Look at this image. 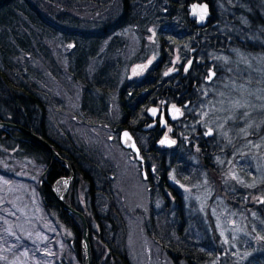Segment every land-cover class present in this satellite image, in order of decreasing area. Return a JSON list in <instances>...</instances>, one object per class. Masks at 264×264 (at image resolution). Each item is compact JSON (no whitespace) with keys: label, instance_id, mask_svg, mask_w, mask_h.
Listing matches in <instances>:
<instances>
[{"label":"rangeland","instance_id":"rangeland-1","mask_svg":"<svg viewBox=\"0 0 264 264\" xmlns=\"http://www.w3.org/2000/svg\"><path fill=\"white\" fill-rule=\"evenodd\" d=\"M214 5L224 20L218 32L221 34V28L234 32L241 42L231 41L222 48L234 54L217 50L207 54L214 60L217 76L212 83L200 85L197 100L176 123L177 133L187 143L150 148L140 140L150 165L148 179L141 177L137 160L119 142L122 126H113L120 116L115 90L103 92L107 116L99 122L81 112L77 82L66 80L59 85L62 94L58 93L68 101L55 111L56 117L51 112L56 140L69 149L73 148L71 144L88 148L99 143L105 157H112L110 163L102 161V167L109 165L115 171L113 188L125 211L126 246L132 264H188L186 257L169 253L157 240L161 238L206 252L204 257L195 255L196 264L263 263L264 218L250 190L264 179V55L249 51L243 42L264 43V36L241 27L247 20L236 11L240 6L247 8V0H215ZM227 17L240 23L228 22ZM114 35L125 43L124 56L120 68L116 63L113 70L107 67L102 79L119 70L112 80L120 84L122 74L130 77L138 71L133 69V62L146 59H139L140 55L147 51L157 58L159 49L154 34L143 40L133 26ZM200 37L204 40L202 34ZM90 67L94 73L97 64L92 61ZM198 127L201 132L195 134ZM206 127L213 129L210 136L205 135ZM203 137L207 143L199 144ZM13 158L10 155L6 157L10 163H3L17 168L19 178L0 172V264H83L84 251L77 255L70 246L73 231L53 218V212L47 216L42 210L35 187L42 166ZM162 171L165 178L160 185ZM63 184V180L57 181V189L61 190ZM177 200L182 217L176 215Z\"/></svg>","mask_w":264,"mask_h":264},{"label":"trees","instance_id":"trees-1","mask_svg":"<svg viewBox=\"0 0 264 264\" xmlns=\"http://www.w3.org/2000/svg\"><path fill=\"white\" fill-rule=\"evenodd\" d=\"M189 1L192 0H0V119L20 123L46 138L72 166L74 174L64 199L86 217L91 264H132L126 246L125 211L119 205V196L113 188L115 171L109 165L102 167V161H112L111 156L105 157L104 147L99 143L88 148L71 144L73 148L69 149L56 140L51 126V121H54L51 112L56 117L55 111L62 109L68 101L60 96L62 88L59 85L66 80L77 82L81 112L91 114L99 122L107 116L103 92L115 90L120 112L116 122H113L115 129L136 117L143 118L146 106L155 102L156 96L164 95V84L172 80L162 76L159 62L164 65L174 49H188L191 44H199L198 49L219 47L214 44L216 41L212 37L215 33L212 32L217 33L224 20L219 21L218 27H213L215 31L210 24L203 27L195 25L187 19L185 5ZM207 1L214 16L219 15L215 10V0ZM250 1L247 8L240 6L236 12L251 20L246 28L264 36V0ZM128 26L135 27L143 40L154 34L156 47L165 52L164 58L153 64V68H158L153 72L162 77V82L160 78H140L117 84V79L112 80V77L119 70L102 79L107 67L115 69L112 65L118 64L117 54L125 45L119 35L114 34ZM198 30L204 40L196 36ZM220 37L222 44H219L222 47L228 45L231 37L226 33H221ZM69 43L71 47H68ZM92 61L97 64L94 73L90 71ZM176 87L172 86L174 91ZM94 91L99 95H95ZM171 93L174 92H169L168 96ZM72 98L73 94H70L69 99ZM10 155L19 163L29 160L40 164L42 170L46 168L44 181H40L38 176L35 183L42 210L47 216L53 212V218L73 231L70 246L79 255L82 252L80 218L67 212L45 183L63 180L69 174L67 166L57 158L48 166L49 152L33 137L15 127L0 126V172L19 178L17 168L4 166V163H10L6 160ZM161 177L160 185L164 182V171ZM162 188L159 190L161 193ZM251 188L250 197H255L264 218V179ZM177 207L176 215L182 217L179 200ZM157 240L169 253L173 252L178 258L186 257L188 264H196V254L206 255V252L186 249L178 241ZM262 261L264 264V259Z\"/></svg>","mask_w":264,"mask_h":264},{"label":"flooded vegetation","instance_id":"flooded-vegetation-1","mask_svg":"<svg viewBox=\"0 0 264 264\" xmlns=\"http://www.w3.org/2000/svg\"><path fill=\"white\" fill-rule=\"evenodd\" d=\"M250 1V0H247ZM251 2V1H250ZM252 17V18H251ZM250 19L253 21V16H251ZM260 17V16H259ZM229 19V22H236L233 24L240 23V21H236L235 19H230V17H227ZM262 18V17H261ZM187 19L189 21H192L195 25L199 27V24L195 21L194 16H188ZM220 14L214 16L213 13L208 17V21L206 22V25H211L213 27H218L219 21H221ZM247 23L251 22L246 17ZM247 23L241 24V27H244L245 30L247 27ZM215 28L214 31H215ZM219 28H217L218 30ZM216 30V31H217ZM250 30V29H249ZM221 33H226L231 38L228 39V43L232 41V39H235V42L239 40L241 42L240 37L236 33H229L228 31L224 30L221 31ZM201 31H197L196 36L199 38L201 35ZM220 33L217 32V34H214L215 39V45H218V49H198V45H192L190 46V49H174L172 54L167 57V61L164 65H161L162 62H159V67L162 68V76L166 78H171L169 84H164L165 86V94L162 96H156L155 102H150L146 108H145V115L143 118H134L132 120H129L128 122H124V126L120 129H128L130 134L133 136L134 141L139 147V153L143 157V161L137 160L135 158L134 153L129 149L125 148L133 155V157L137 160L139 164V170L141 177L144 179H148V176H151V170L149 162L147 161L144 153H143V145L146 144L150 148L152 147H163V148H169L173 147L177 143L182 142L187 143V140L177 133L176 129V123L180 119H184L186 116L185 109L190 106L195 100H197L199 91H200V85L202 84H210L214 81L215 77L217 76L218 70L214 63V60L212 57L207 55L210 50L214 51H224V52H230L231 54H234L230 49H222L225 47H222L220 44H222V40L220 37ZM225 42V41H224ZM204 43V41H202ZM220 43V44H219ZM245 46H248L251 52H261L264 55V45H262L259 42H253V41H244L243 42ZM216 48V46H215ZM147 55V56H144ZM163 55V56H162ZM165 52L162 53L158 51L157 58H153L151 55L148 54L147 51H145L142 55H140L138 58L144 60L140 61H134L133 62V69L138 70L135 73H133V76L130 77H124L125 75L122 74V80L120 81L121 84H125V81L127 79L135 80L140 78H145L149 80H156L160 78V81L162 82V77H159V74H154L153 70L158 69L157 67L153 68V64L155 61L159 60L161 61L164 58ZM124 56V49H120L119 53L117 54L118 57V68H120L122 57ZM144 56V57H141ZM150 60H154L153 62H150ZM155 82V81H153ZM177 86L175 91L173 90L172 86ZM163 87V85H162ZM164 92V88H162V93ZM169 92L171 93V96H168ZM151 105H154L158 108L157 113L155 116L150 115L147 112V108ZM172 105H178L180 107L181 116L178 119H171L168 116L167 108ZM152 124L151 126L147 127L148 125ZM212 129L211 127H206L205 135L210 136L212 134V131L210 134H208V130ZM120 131H119V142H120ZM201 132V128L198 127L196 129L195 134H198ZM168 136L169 140H173L174 143L164 145L162 142L158 143V141L163 137ZM183 139V141H182ZM140 140L144 141V144L141 143ZM203 140V141H202ZM201 141H199V144L207 143V140L205 137H203Z\"/></svg>","mask_w":264,"mask_h":264},{"label":"water","instance_id":"water-1","mask_svg":"<svg viewBox=\"0 0 264 264\" xmlns=\"http://www.w3.org/2000/svg\"><path fill=\"white\" fill-rule=\"evenodd\" d=\"M185 8L188 12V16H194L195 21L199 25H205L208 21V17L211 15V6L210 3L207 0H192L189 1ZM203 16V18H201ZM158 108L154 105H151L147 108V112L155 116L157 113ZM168 116L171 119H178L181 116L180 107L178 105H172L167 108ZM152 124L148 125L147 127L151 126ZM0 126H10L15 127L17 130L26 133L27 135H30L33 137L38 143H40L48 152L50 155V163L53 161L54 158L59 159L63 164L67 166L69 169V174L65 176L64 178V190L58 191L56 187L57 181L54 182H47L45 183L49 186L52 196L58 201V203L69 213L76 214L82 223V233H81V241L80 245L82 250L84 251V263L83 264H91V253H90V240H89V226L86 220V217L82 211L71 205L69 202H67L64 199V191L65 188L68 185V182L73 178V168L70 165V163L53 147L50 141H48L46 138L42 137L32 129L14 122V121H8V120H2L0 119ZM212 129L208 130V134H210ZM168 136H163L158 143L162 142L164 145L172 144L174 143L173 140H169ZM120 144L125 147L129 148L135 155V158L137 160L143 161V157L139 153V147L134 141L133 136L130 134L128 129H122L120 131ZM46 171V168L41 172L40 181H44V173Z\"/></svg>","mask_w":264,"mask_h":264},{"label":"snow or ice","instance_id":"snow-or-ice-1","mask_svg":"<svg viewBox=\"0 0 264 264\" xmlns=\"http://www.w3.org/2000/svg\"><path fill=\"white\" fill-rule=\"evenodd\" d=\"M201 18H203V16Z\"/></svg>","mask_w":264,"mask_h":264},{"label":"bare ground","instance_id":"bare-ground-1","mask_svg":"<svg viewBox=\"0 0 264 264\" xmlns=\"http://www.w3.org/2000/svg\"><path fill=\"white\" fill-rule=\"evenodd\" d=\"M117 134V133H116ZM114 135V134H113Z\"/></svg>","mask_w":264,"mask_h":264}]
</instances>
